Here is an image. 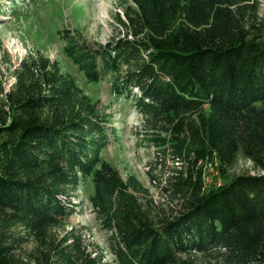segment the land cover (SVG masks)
<instances>
[{"label":"trees","instance_id":"1","mask_svg":"<svg viewBox=\"0 0 264 264\" xmlns=\"http://www.w3.org/2000/svg\"><path fill=\"white\" fill-rule=\"evenodd\" d=\"M254 2L119 0L102 42L57 29L84 80L109 75V90L140 113L136 132L157 150L149 176L163 199L101 157L115 132L110 111L56 60L36 52L8 69L0 264H107L77 228L55 232L88 178L115 264H264V25L248 24ZM238 154L260 172L204 189V165L216 159L223 171Z\"/></svg>","mask_w":264,"mask_h":264},{"label":"rangeland","instance_id":"2","mask_svg":"<svg viewBox=\"0 0 264 264\" xmlns=\"http://www.w3.org/2000/svg\"><path fill=\"white\" fill-rule=\"evenodd\" d=\"M0 9V78L7 87L11 77L8 69L24 55L41 52L57 61L63 71L71 73L77 84L91 99H97L110 111V124L114 134L109 135L100 155L113 165L121 176L132 173L147 187L154 199H163V195L151 180L149 174L158 172L153 168V155L157 151L153 146L142 143L136 132L141 121L140 113L129 99L114 95L109 90V75L97 82H87L81 73L62 51L63 40L57 29L67 28L79 39L88 42L104 41L114 31L112 12L119 8V0H1ZM255 10L248 17V24L254 29L264 25V0H255ZM264 27V26H263ZM168 164L170 162H167ZM239 172H260L250 159L236 155L230 165L219 169L216 159L203 167L204 189L221 184L227 176ZM91 182L86 179L78 185L73 211L62 217V227L55 230L62 234L65 229L74 228L80 231L85 242L95 243L107 264H115L106 236L107 231L101 228L90 208L88 195ZM89 245H91L89 243ZM25 251L31 249L28 241L23 244ZM18 257V250L15 251ZM21 257L22 254L20 253Z\"/></svg>","mask_w":264,"mask_h":264}]
</instances>
